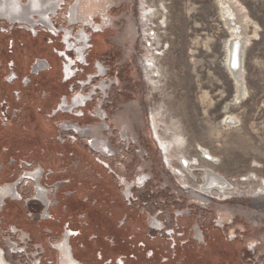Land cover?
<instances>
[{
  "label": "rangeland",
  "instance_id": "obj_1",
  "mask_svg": "<svg viewBox=\"0 0 264 264\" xmlns=\"http://www.w3.org/2000/svg\"><path fill=\"white\" fill-rule=\"evenodd\" d=\"M90 1L80 0L73 15L76 0H56L57 8L48 15L54 30L0 19V185L20 170L8 165L10 156L40 162L54 170L52 180L70 178L65 190L80 185L76 199L61 200L57 212L62 220L78 214L89 223L94 220L80 239L84 249L74 242L86 264H104L107 258L111 264H164L173 244L165 231L173 228L175 242L181 243L190 240L196 222L207 244L183 247L178 253L184 259L170 264H264V212L256 210L264 209V197L249 194L264 192V0H233L248 17L240 54L242 91L227 67L231 33L220 0H108L102 30L73 23L77 14L87 15ZM93 16L103 24V16ZM83 29L89 41L77 61L73 46L77 40L82 44ZM36 60L44 66L32 69ZM3 113L9 117L5 125ZM152 115L159 141L180 159L175 167L185 158L187 169L192 168H184L190 188L198 189L211 172L229 185L227 202L209 199L203 205L189 196L152 138ZM69 124L102 126L101 137H109L118 153L102 158L85 138L67 129ZM141 172L151 179L132 190L140 201L130 207L121 194L123 180L130 182ZM91 184L108 191L111 215L89 202L80 206ZM21 192L28 194V186H21ZM35 214L22 201L6 203L0 213V264H56L51 243L59 238L63 221L39 222ZM124 215L125 228L116 231L111 226ZM151 217L165 230L149 228ZM92 233L99 240L86 244L84 236ZM107 234L120 246L110 248ZM137 242L143 245L136 247ZM102 243L104 259L98 262ZM149 249L154 251L151 262ZM119 250H131L134 258L125 254L120 259Z\"/></svg>",
  "mask_w": 264,
  "mask_h": 264
},
{
  "label": "flooded vegetation",
  "instance_id": "obj_2",
  "mask_svg": "<svg viewBox=\"0 0 264 264\" xmlns=\"http://www.w3.org/2000/svg\"><path fill=\"white\" fill-rule=\"evenodd\" d=\"M56 0H49L46 3V0H28V3L20 2L19 0H0V15L8 16L11 19L16 17L19 18L22 23H25L32 28H34L35 23H41L45 24L49 27V29L54 30L53 25L50 22V18H48V15L51 13H54V10L57 8L58 3L55 2ZM60 2V0H58ZM80 0H76V3L71 8V14H75L74 9H76L78 13V5ZM105 3H108V0H91L89 4L88 13L85 17L79 16L77 14L76 17H74L73 23H78L81 21L84 26H89L90 28L102 30L104 26L106 25L104 16L105 12L107 11L108 7L105 5ZM34 13H38L39 16L38 20H34L31 18V15L33 16ZM94 14H98L103 16V24H96L94 19ZM86 32L81 30L79 36V42L81 41L82 44L77 45V43L74 44L73 50L75 51V54L77 56V61H81L84 57V53L86 51V45L89 41L88 37L85 34ZM71 62V61H70ZM150 60H148V63L146 64V70L149 68ZM41 63H39L38 60L34 62L32 65V69L43 67ZM70 66V65H69ZM69 66H66L68 69ZM36 69V70H37ZM71 70V68L69 69ZM86 102V101H85ZM68 106L63 100L62 106ZM73 105V103L71 104ZM16 113L12 116L13 118L16 117ZM1 120L3 122V125L8 122L7 114L3 113V116H1ZM10 116V119L12 118ZM151 130H152V138L156 142L158 148L164 155V163L166 164L167 168H169L172 173H174L181 181L182 187L186 188L189 192V196L199 201L201 204H206L209 199H219V201L227 202V193L230 192V189H204L201 188V186L196 188H190L189 180L187 179L188 175L185 176V167L188 164L187 160L184 161L185 158H181V166L175 167L174 163L179 162L180 159L173 157V154H169V150H166L164 146L159 141V138L162 137V135L159 133V128L157 125V122L155 120L154 115L151 116ZM68 130H71L72 133L78 137L85 138L86 144L88 147L94 151L95 153L99 154L102 158H107L109 156H114L117 154V148L112 146L110 144V138L105 136L104 138L101 137V131L102 126H99L98 128H95L92 125H77V124H69L66 126ZM125 131L121 132V136L124 140L125 137ZM100 137V139H98ZM164 138V137H163ZM163 141V140H162ZM176 159V162H175ZM103 161V160H102ZM9 166L18 165L20 167V170L16 175L13 173V179L8 182H4L0 185V213L3 211L5 205L7 202L12 201H22L25 206H28L29 208L36 211L35 217L39 222L48 221L49 223H54L56 225H61V232L59 234V238L51 243V247L54 249L56 253V264H86L85 260L81 259L79 256L75 253V244L74 242L78 243V248L83 250L84 249V242L80 241V239L83 238V231L85 228L90 226L92 224L85 220L84 214H78L74 218L72 216H67V220H62L61 214H58L57 210L61 206V200H64L65 198H74L81 193L80 188L75 185H71L72 188L65 190L63 189L66 185H70L71 179H56L52 180L51 177L54 175V170L44 167L41 165L40 162H35L34 160L30 161V159L24 158V157H13L10 156L9 160L7 161ZM184 166V167H182ZM185 168V169H184ZM2 169V166L0 167V171ZM138 171H140V167L138 168ZM151 179L150 176H147V174L141 172L138 173L135 176V179L128 182L126 180H123V189H122V196L124 197L125 201H127L128 206H132L133 203L137 200L140 201L139 197L137 195H134V192H132L133 189L139 190L142 189L148 181ZM21 186H28L29 192H21ZM93 186V189L89 193V195L86 196L84 200H81L79 202L80 206L85 205L86 203H90V207H99V209H102L105 212H109V215L112 214V204L113 201L108 199V191H105L104 188H99L97 184H91ZM98 191L101 192H96ZM100 194V197L98 196ZM250 195L254 197H264V192L260 191H253L249 192ZM137 196V197H136ZM98 197V198H97ZM224 197V198H223ZM137 198V199H136ZM143 200V199H142ZM232 200V199H229ZM166 201V200H165ZM164 201V202H165ZM92 205V206H91ZM139 206V205H138ZM79 207V206H77ZM64 210L66 209V205L63 206ZM104 208V209H103ZM189 208V207H188ZM78 209L83 210V208L79 207ZM259 211V213L264 212V209L258 208L256 209ZM83 212V211H82ZM191 210L189 209L186 214H190ZM227 213V212H225ZM248 213H250L248 211ZM28 217L32 216V212H28ZM226 220H230L229 215L225 216ZM223 218V217H222ZM127 222V215H124L121 217L120 220L117 221L115 224V227L111 226L116 231H121L125 228ZM163 222H160L158 219L151 217L148 221L149 228L157 231L165 230V226L163 225ZM94 227V226H93ZM92 227V228H93ZM203 226L199 227V224L196 222L195 226L191 229L192 236L189 238L190 240L178 242L176 243L174 240L175 231L173 228L167 229L165 231L166 236L169 237L170 241H173V244H170L171 250L169 251V256L166 258L163 257V263L164 264H170L172 259H184L181 257L180 253L181 250H183L185 246L194 247V246H203L204 244H207L204 230L202 229ZM15 228V227H14ZM22 230V229H21ZM45 232L48 233V235H52L54 232L52 229L47 227L45 229ZM24 233V232H22ZM107 237V238H105ZM105 241L108 242L110 245V248L113 246H120V241L117 239L115 241L114 235H106ZM103 238V239H104ZM133 236H130L129 239H132ZM98 235L96 233H92L90 235L84 236V241H86V244H91V241L97 240ZM99 240V239H98ZM102 241V239H101ZM123 242V241H122ZM193 243L192 245H189V243ZM141 242H137L136 247ZM9 246L11 248H14V245L11 242H8ZM103 245L105 243H102V245L98 248L96 251V261H102L104 259V248ZM143 245V243H141ZM131 249L135 246L130 245ZM145 247V245L143 246ZM172 252V258H171V251ZM118 250V249H117ZM103 252V253H102ZM118 254H120V259L125 258L124 255L132 256L134 258V253L131 252V250L127 253H122V251H118ZM154 256V251L149 249L147 251L146 257L147 260L152 261ZM2 257V256H1ZM168 261H170L168 263ZM52 263V262H51ZM112 258H107L106 261H104V264H111ZM36 264V263H34ZM116 264H124L123 260H120V262H116ZM151 264V263H149ZM183 264V263H182Z\"/></svg>",
  "mask_w": 264,
  "mask_h": 264
},
{
  "label": "bare ground",
  "instance_id": "obj_3",
  "mask_svg": "<svg viewBox=\"0 0 264 264\" xmlns=\"http://www.w3.org/2000/svg\"><path fill=\"white\" fill-rule=\"evenodd\" d=\"M220 7H221L222 15L224 16V19H225L226 26L228 27V29L231 33V38H229L230 40L228 42V47L226 49L228 52L227 63L230 61V64L232 65V67H228V65H227V67L229 69V72L232 74V76L236 80L237 91H240V90L242 91V89H243V82H242L243 77L241 74L242 72H241L240 64H239V66L236 64V57L239 54L240 45L242 46V43H245V40H247L245 38V29L248 25V17L243 13L242 10L238 9V7L236 6V3L233 2V0H220ZM232 41H233V45L231 48L230 44ZM231 59H232V63H231ZM199 148L201 150V152L199 150V153L203 154V156L206 158L207 152H205V149H203L201 147H199ZM209 156H211V155H209ZM189 164L192 166L196 165L194 163L192 164L191 162H189ZM187 166H189V165L188 164L186 165V167H185L186 169H187ZM191 169L188 168L187 170H189V172H190ZM207 172H209V171L206 170V173ZM210 173L206 174L207 175L206 179H205L203 185H201V188H204V189H213V188L228 189L229 188V185L227 184V182H225V180L223 178L218 177L214 174H210ZM261 185H264V181L261 182ZM261 188L259 187V189H261ZM255 190L259 191L257 189H255ZM0 258H3V257H1V255H0Z\"/></svg>",
  "mask_w": 264,
  "mask_h": 264
},
{
  "label": "water",
  "instance_id": "obj_4",
  "mask_svg": "<svg viewBox=\"0 0 264 264\" xmlns=\"http://www.w3.org/2000/svg\"><path fill=\"white\" fill-rule=\"evenodd\" d=\"M55 11V10H54ZM34 14H38V13H34ZM0 19H4V21H7L9 24H14V23H22V21H20V19L19 18H16V17H14V18H10V17H8V16H3L2 17V15H0ZM23 24H25V23H23ZM232 45H233V41L231 42V44H230V47L232 48ZM240 54H241V45H240V47H239V54L237 55V57H236V64L239 66V64H240ZM231 63H232V59H231ZM235 64V65H236ZM227 65H228V67H232V65L230 64V61L227 63Z\"/></svg>",
  "mask_w": 264,
  "mask_h": 264
}]
</instances>
